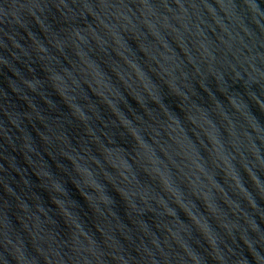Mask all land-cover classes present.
Returning <instances> with one entry per match:
<instances>
[{"label":"water","instance_id":"water-1","mask_svg":"<svg viewBox=\"0 0 264 264\" xmlns=\"http://www.w3.org/2000/svg\"><path fill=\"white\" fill-rule=\"evenodd\" d=\"M0 264H264V0H0Z\"/></svg>","mask_w":264,"mask_h":264}]
</instances>
